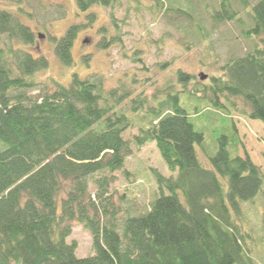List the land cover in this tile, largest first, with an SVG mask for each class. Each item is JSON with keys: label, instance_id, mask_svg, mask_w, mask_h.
I'll return each instance as SVG.
<instances>
[{"label": "trees", "instance_id": "trees-1", "mask_svg": "<svg viewBox=\"0 0 264 264\" xmlns=\"http://www.w3.org/2000/svg\"><path fill=\"white\" fill-rule=\"evenodd\" d=\"M154 1L169 15L191 18L180 0ZM75 4L83 14L94 7L108 10L111 26L116 32L120 27L114 15L121 0ZM96 14L87 17L92 21ZM238 14L230 0L209 11L214 25L241 24L251 44L244 55L229 57L205 83L177 69L173 82L166 78L148 94L137 92L135 75L110 89L102 79L76 73L66 84L51 78L52 89L39 88L37 74L47 69L48 60L13 47L32 45L34 34L15 14L0 9V264L249 262L234 216L242 218L240 203L256 196L264 174L248 154L240 155L233 114L264 124V0L250 8L248 25ZM80 28L72 24L55 43L62 66L73 65ZM119 38L118 33L104 36L99 46L107 48ZM131 55L125 58L141 63L139 55ZM190 81L196 84L188 88ZM123 106L128 110L118 109ZM191 117L208 118L221 133L212 168L197 158L195 144L204 136ZM133 127L136 133L125 139ZM149 142L178 174L165 177L153 170L160 193L146 211L132 214L113 204L109 190L118 172L128 175L133 148ZM217 173L227 180L226 192ZM75 223L91 235L89 256L78 257L76 243L68 241Z\"/></svg>", "mask_w": 264, "mask_h": 264}, {"label": "rangeland", "instance_id": "rangeland-1", "mask_svg": "<svg viewBox=\"0 0 264 264\" xmlns=\"http://www.w3.org/2000/svg\"><path fill=\"white\" fill-rule=\"evenodd\" d=\"M256 1L246 0L245 5L240 0H230V3L248 25V12ZM179 2L190 10L191 18L169 15L159 9L154 0H121L114 15L120 25L117 32L111 26L108 10L94 7L83 14L77 10L75 0H0V9L15 14L34 34L32 45L14 43L13 47L25 50L34 58L44 56L48 60L47 69L37 74L39 88L52 89L51 78L66 84L76 73L82 78L102 79L110 89L119 83H129L130 77L135 75L137 92L145 89L150 94L163 86L166 78L173 82L172 75L177 69L205 83L210 76L221 72L229 57L244 55L251 46L242 35L241 24L234 21L212 23L209 11L216 9L220 0ZM90 12L97 13L92 21L87 17ZM72 24L81 25L72 48L73 65L62 66L55 55V43ZM117 33L120 36L118 42L114 41L107 48L99 46L104 36ZM133 53L139 55L141 63H132L125 58ZM160 63L168 64L160 69L157 66ZM141 67L147 71H140ZM200 74L206 78L200 80ZM195 84L190 81L187 87ZM118 109L126 111L128 107ZM233 121L241 140L240 155L248 154L264 174V124L237 114H233ZM191 122L204 136L201 145L195 144L197 158L203 166L212 168L210 157L215 155L216 138L221 135L215 129L217 124L206 117H191ZM136 131L137 127L128 129L124 138H131ZM230 152L233 155L232 150ZM125 170L128 175L118 172L109 193L114 205L122 206L132 214L146 211L150 201L160 193L153 170L165 177L176 178L178 174L177 170L167 167L154 142L140 149L133 148ZM217 176L226 192V178L219 173ZM90 191L94 193L93 186ZM122 194L124 198L120 200ZM240 208L242 218L234 216V219L244 236V254L249 260L247 263L245 259L244 263L264 264V180L256 196L242 201ZM68 241L76 243L78 257L92 254L91 235L81 225L73 224Z\"/></svg>", "mask_w": 264, "mask_h": 264}, {"label": "water", "instance_id": "water-1", "mask_svg": "<svg viewBox=\"0 0 264 264\" xmlns=\"http://www.w3.org/2000/svg\"><path fill=\"white\" fill-rule=\"evenodd\" d=\"M205 78H206L205 75H203V74H200V75H199V79H200V80H204Z\"/></svg>", "mask_w": 264, "mask_h": 264}]
</instances>
